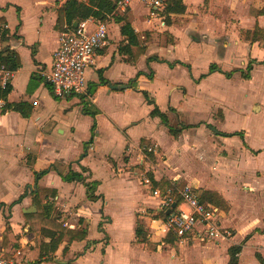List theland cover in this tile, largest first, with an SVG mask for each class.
I'll return each mask as SVG.
<instances>
[{
	"label": "crops",
	"instance_id": "crops-1",
	"mask_svg": "<svg viewBox=\"0 0 264 264\" xmlns=\"http://www.w3.org/2000/svg\"><path fill=\"white\" fill-rule=\"evenodd\" d=\"M65 1L0 0V25L8 32L0 51L7 48L19 60L6 103H24L29 111L28 118L14 111L2 114L5 102L0 100V257L18 252L19 259L29 264H228L229 250L239 248L236 264H264V131L232 126L233 120L263 114L264 105L253 100L241 113L228 98L202 101L204 85L210 81L250 85L255 73L264 69V60L255 59L259 52H242L241 58L252 55L247 65L263 63L244 79L241 67L231 70L240 60L239 53L222 52L219 57L215 47L206 45L222 38L227 43H259L246 41L244 33L255 28L264 31V15L258 14L264 1L181 0L183 13L166 14L164 8L158 18L150 19L142 4L119 7L121 0H112L115 9L103 22L86 19L91 29L102 23L108 32V45L97 50L86 70L88 96L56 98L43 74L51 68L63 33L55 26ZM79 2L84 5L87 0ZM115 19L130 24L144 48L142 55L134 58L135 49H125L124 23ZM204 52L211 56L196 76L191 60ZM153 57L162 62L151 61ZM221 60H228L230 67L223 68ZM213 64L217 70L209 73ZM180 73L189 76L185 84L172 79ZM101 79L108 84H100ZM111 86L127 87L113 90ZM142 92L167 117L168 126L189 127L177 137L170 135L166 124L151 116L154 106ZM188 107L195 118L190 123L185 117ZM84 111L97 114L92 117ZM93 125V143L81 157ZM235 133L242 137L226 136ZM162 139L168 141L166 146ZM151 148L156 156L148 151ZM144 152L157 158L152 172H143L148 167ZM54 163L77 173L85 169L86 181L98 184L99 198L89 201L82 183L64 182L54 171L36 180L34 173ZM144 178L150 185L144 184ZM176 179L199 195L214 193L224 201L226 211L216 208L223 238L201 241V228L180 240L164 232L160 201L171 194ZM28 187L55 190L45 214L70 229L84 230L85 240L67 247L61 244L51 258H40V244L47 239L35 236L26 224L25 214L35 211ZM23 194L21 202L10 207ZM138 223L145 234L141 241L136 237Z\"/></svg>",
	"mask_w": 264,
	"mask_h": 264
},
{
	"label": "trees",
	"instance_id": "trees-1",
	"mask_svg": "<svg viewBox=\"0 0 264 264\" xmlns=\"http://www.w3.org/2000/svg\"><path fill=\"white\" fill-rule=\"evenodd\" d=\"M165 4V12L166 14H181L184 12V6L182 5L181 0H164ZM115 9V4L112 0H87L86 4L81 5L79 0H66L65 3L61 6V8L57 11V21H56V30L60 32H65V27L67 29H71V22L75 19L77 22L86 19H94L96 21L103 22L108 15H110ZM259 15H264V8L258 12ZM116 22L120 23L123 21V25L121 26V34L126 37L127 45L125 49L131 50L135 49L133 56L138 57L144 53V48L139 46V41L137 35L134 33L133 29L130 27V24L124 19H115ZM4 20H1L3 23ZM8 32L3 29L0 25V44L5 43L7 41ZM246 41L249 42H259L264 40V31L255 28L253 31L244 33ZM124 49V50H125ZM151 61H160L156 57L150 58ZM162 62V61H160ZM0 64L4 65L8 70L15 71L19 66V60L16 54L11 52L9 49L4 48L0 51ZM263 64L257 63L255 61L250 62L246 70L248 73L242 72V77L244 79H249V72L252 71L253 65ZM217 68L213 64L209 68V73H213ZM227 77L231 76V73L225 74ZM134 82V81H133ZM100 84L107 85L108 82L101 79ZM50 93L54 95L53 88L48 87ZM11 91V85L8 84L5 89L0 87V100L5 102V105L1 108V113H5L6 111H14L19 113L23 118L29 117V111H25L27 105L24 103L18 104H9L6 103L7 97ZM145 100L148 104L154 106L153 111L151 112L152 117H159L161 121L166 124L168 128V132L173 137H177L184 129H187L189 126H181V127H170L168 126L167 117L160 113L157 109L154 101L150 98V96L146 92H142ZM55 96V95H54ZM56 98H60L55 96ZM85 114L90 115L92 117L97 114V111L87 112L84 111ZM94 130L95 125L91 128V137L84 144V152L81 157L86 155L88 147L93 143L94 140ZM238 135L242 137V133H235L226 136ZM49 171L56 172L64 182H78L82 183L86 197L89 201H96L99 197L95 195L97 189L96 182H87L86 178L83 176V173L86 172L85 169L82 168V173H77L70 170V167L64 166L60 163L52 164L48 169L43 170L39 173H34L36 180L40 179L42 176L46 175ZM29 189V187H28ZM196 194L197 199L200 203L206 204L209 203L213 205L215 208L226 211L227 207L225 206L224 201L218 197V195L209 192H202L200 195L198 192L193 189ZM30 194L32 197V205L35 208L33 213L25 214L26 224L29 226V231L32 232L35 236H43L47 239L46 242H42L39 248V257L51 258L58 247L61 244H65L66 247L71 245L73 242H82L86 238V232L84 230H74L70 229L63 224H61L56 217L51 218L48 214H45L44 207L48 204L50 199L56 197V191L51 189H41L36 187L35 190H31ZM26 194L21 195L18 200L13 202L10 207L17 205L21 202V200L25 197ZM166 209L161 210L160 216L163 221L167 222L169 219V215L166 214ZM7 235V234H6ZM145 234L143 233V228L141 224L138 223L136 227V237L141 241ZM66 247L64 250H66ZM239 252V248H232L229 250V262L228 264H236V254Z\"/></svg>",
	"mask_w": 264,
	"mask_h": 264
},
{
	"label": "built area",
	"instance_id": "built-area-1",
	"mask_svg": "<svg viewBox=\"0 0 264 264\" xmlns=\"http://www.w3.org/2000/svg\"><path fill=\"white\" fill-rule=\"evenodd\" d=\"M138 2L145 6L150 19L158 18L164 12V0H121L119 7ZM108 45V32L102 23L89 27V21L77 23L75 28L63 32L58 41V47L53 54L51 68L43 77L46 83L53 88L57 97L88 96L86 70L93 64L98 49ZM14 72L0 64V87L11 83ZM94 102V99H92ZM2 106L3 103L0 102ZM151 151V149H148ZM144 184L150 185L148 178L143 179ZM153 194L159 196L158 191ZM178 199V200H177ZM176 203L173 215L164 224L166 234L173 233L179 240L202 229L201 241L217 240L224 237V232L217 223L218 210L207 204L200 203L190 186H184L176 192L164 196L160 201V209H170ZM172 210V209H171ZM20 253L11 257H0V264H29L19 259Z\"/></svg>",
	"mask_w": 264,
	"mask_h": 264
},
{
	"label": "rangeland",
	"instance_id": "rangeland-1",
	"mask_svg": "<svg viewBox=\"0 0 264 264\" xmlns=\"http://www.w3.org/2000/svg\"><path fill=\"white\" fill-rule=\"evenodd\" d=\"M262 2L264 0H261ZM142 8V7H141ZM142 10L144 11V9L142 8ZM165 38H167L165 36ZM172 41V39H171ZM216 44H213L212 42H206V45H212L213 47H215V52H218V56L221 57L222 56V52H235V53H239L238 55H240L238 57V64L234 65L232 67L231 70H236L238 68H242L244 73H248V71L246 70V65L247 63L250 61V58H252L251 53L247 54L246 56H243V58H241V53L242 52H259L258 54H256L255 59L256 60H264V40L260 41L259 43H256L254 45H249L247 42H242L241 40L237 41H228L222 38V39H218L215 42ZM211 55L209 53H199L196 54V56L193 57V59L191 60V64L193 65V72L194 74L197 76L198 74H200L202 72V68L204 63H206L207 60H209ZM211 59H216V56H213V58ZM245 59V60H244ZM220 63L222 64L223 68L228 69L231 65L230 62H228V60H224V61H220ZM216 65V64H215ZM218 67V65H216ZM258 65H253V70L251 72H249L250 78L252 77V74L254 73V71L258 68ZM264 68V67H262ZM163 75L160 73L159 75V80L163 79ZM189 79V76H184L181 73L178 75L177 78H173L174 80H176V82H181L183 84H185L187 82V80ZM254 82L250 83V85L248 84H240L237 83L235 81H232L228 84H219L217 82H215L216 80H212L210 81V83H207L204 85L205 90L204 91V96L205 99L202 101H207L215 103L218 100H221V98H228L230 100H233V103L236 105V107L239 108V111L241 113H246L248 111V107L250 105V103L253 100H259L261 104L264 105V69L262 70H258L255 73L254 76ZM203 96V98H204ZM214 98V99H213ZM201 101V102H202ZM235 107V108H236ZM190 107H188L186 109V120L190 123L195 121V118H191L192 113L189 112ZM204 113H208L203 111ZM247 117L246 119L242 120V119H238V122L234 121V124L232 125L233 127H251L254 128L256 130H262L264 131V113L257 115L256 118H251L248 119L249 116H245ZM248 119V120H247ZM162 144L164 146H166L168 144V141L166 139H162ZM152 149V148H151ZM152 157L156 156L154 153H156L155 149H152ZM151 155H149L147 152H144L143 158L144 160L148 163V167H146L145 169H143V172H145V170H149L150 172H152V164L155 165L157 162L155 160V162H153L154 158L150 157ZM157 159V158H156ZM159 161L161 160L160 158L158 159ZM143 165H141L142 167ZM163 176L167 178V176H165V174L163 173ZM178 180V179H176ZM176 187L173 189L172 192H176L177 190H180L181 188H183L184 186H190L188 184H186L183 181H176ZM192 188V186H190ZM107 189L111 190V187L106 186ZM30 188H27V193H30ZM123 196L128 195L127 191L124 192L122 194ZM214 257H218L216 254L214 255Z\"/></svg>",
	"mask_w": 264,
	"mask_h": 264
},
{
	"label": "water",
	"instance_id": "water-1",
	"mask_svg": "<svg viewBox=\"0 0 264 264\" xmlns=\"http://www.w3.org/2000/svg\"><path fill=\"white\" fill-rule=\"evenodd\" d=\"M77 26V22H74L72 24V28H75ZM127 86H111L110 88L113 90H123L126 89ZM176 207V203L171 204L170 209L166 211V214H170L171 209H174Z\"/></svg>",
	"mask_w": 264,
	"mask_h": 264
}]
</instances>
